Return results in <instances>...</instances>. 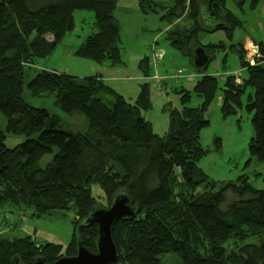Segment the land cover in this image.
Segmentation results:
<instances>
[{
	"label": "trees",
	"instance_id": "trees-1",
	"mask_svg": "<svg viewBox=\"0 0 264 264\" xmlns=\"http://www.w3.org/2000/svg\"><path fill=\"white\" fill-rule=\"evenodd\" d=\"M116 3L0 0V212L27 210L36 219L57 210L71 209L74 214L65 252L59 245L38 244L28 236L2 237L0 264H12L15 259L33 264L36 257L51 264L62 256H73L75 230L98 207L97 197L119 192L130 196L138 211L131 220L114 225L117 259L111 264H264V190L255 189L241 175L214 196L197 191L207 178L196 164L207 153L199 132L208 126L203 112L216 90L217 77L203 72L194 86L205 100L201 107L187 108L189 94L184 93L181 108L167 110L168 127L161 137L142 116L150 106L146 85L131 104L97 74L84 78L53 71L27 74L26 66L50 57L72 31L75 11L91 12L93 21L73 54L97 64L119 65L122 40L114 16ZM137 6L142 14L164 11L160 20L169 25L165 40L192 64L198 47L213 58L216 45L197 42L199 31H209L201 22L200 0H170L168 6L137 0ZM226 16L230 32L238 20L229 11ZM253 48L252 62L242 59L240 84L234 74L221 80V110L223 115L234 114L249 89L245 100L253 130L247 144L249 162L260 163L264 176V46L260 42ZM193 67L197 72L204 70ZM24 87L33 98L52 99L64 114L81 115L82 129H64L46 108L24 101ZM104 94L112 96V101L101 97ZM6 133L24 139L8 147ZM45 155L49 161L39 166ZM77 233L82 244L95 252V225L82 226Z\"/></svg>",
	"mask_w": 264,
	"mask_h": 264
},
{
	"label": "rangeland",
	"instance_id": "rangeland-1",
	"mask_svg": "<svg viewBox=\"0 0 264 264\" xmlns=\"http://www.w3.org/2000/svg\"><path fill=\"white\" fill-rule=\"evenodd\" d=\"M128 1V2H127ZM164 3L165 0H152ZM165 1V2H161ZM239 0H236V2ZM118 5H127L131 9V2L137 0H117ZM117 6V3H116ZM168 6V5H165ZM231 14L238 20L230 32L216 30L213 32L199 31L197 42L199 45L213 47V58L209 59L206 66L202 67L205 73L217 77V87L210 100L205 105L203 117L208 121V126L199 132V141L202 149L207 151L197 160V166L206 175V180L198 187L199 193L214 196L225 185L244 175L250 184L258 190H264L263 167L255 159L249 162L247 144L253 135L251 113L246 110L245 100L249 89L242 96V106L234 114L223 115L221 110V80L225 76L221 72L227 71L234 74L240 81L243 76V61L252 62L251 48L264 41V0H242L240 6L227 0L224 3ZM116 10V11H115ZM115 12L118 9L115 7ZM117 21L120 25L122 45L120 49L121 63L111 67L109 63L100 64L77 57L73 54L81 39L89 33V24L93 21V14L89 11H75L73 14L74 28L68 32L55 48L52 55L39 60L36 64L26 66V72L34 75L37 72H57L84 78L99 75L103 82L120 94L125 100L133 104L141 86L147 87L149 109L142 112L152 130L159 136H164L167 131L169 116L168 109H180L184 93H188L187 108L201 107L204 98L194 92L196 79H175L173 76L178 70L183 74L194 73L192 61L165 40L169 25L161 21L157 15L142 14L134 20L129 10L120 12ZM115 16V15H114ZM166 26L165 31L163 26ZM230 45H235L237 50L231 51ZM252 46V47H251ZM194 49V46H192ZM207 53V52H206ZM161 55V62L154 68L151 61L155 56ZM140 63L144 65L140 66ZM197 68V67H196ZM202 68H199L200 71ZM194 71V72H193ZM159 76V84L152 79ZM236 82V78H235ZM240 84V83H239ZM237 84V85H239ZM106 101H112V96L101 95ZM22 98L34 107H44L59 120L64 129L78 132L84 125V119L79 114H64L52 99L33 98L27 88H23ZM0 114V124H2ZM24 138L6 133L5 143L8 147L20 143ZM50 156L42 157L38 165L44 166ZM96 197L98 188H92ZM111 197L99 198L96 203L100 208H107ZM0 238L7 239L30 237L38 244L52 243L61 246L62 252L72 238L73 211L57 210L50 217L36 219L30 212L20 211L9 213L8 210L0 212ZM168 257H164L167 260Z\"/></svg>",
	"mask_w": 264,
	"mask_h": 264
},
{
	"label": "water",
	"instance_id": "water-1",
	"mask_svg": "<svg viewBox=\"0 0 264 264\" xmlns=\"http://www.w3.org/2000/svg\"><path fill=\"white\" fill-rule=\"evenodd\" d=\"M201 22L208 32L214 30H227L224 0H200ZM254 51L256 50L253 48ZM209 56L203 48L198 47L193 52V65L197 68L206 66ZM133 201L126 193H116L112 196L107 208H92L87 216L76 228L75 254L62 256L51 264H111L117 259V250L113 243L112 231L118 221L131 220L137 213ZM95 225L96 240L95 252L85 247L79 236L78 228ZM12 264H20L16 259ZM33 264H47L41 257H36Z\"/></svg>",
	"mask_w": 264,
	"mask_h": 264
},
{
	"label": "crops",
	"instance_id": "crops-1",
	"mask_svg": "<svg viewBox=\"0 0 264 264\" xmlns=\"http://www.w3.org/2000/svg\"><path fill=\"white\" fill-rule=\"evenodd\" d=\"M165 1H168V2H165ZM165 1H161V2H165V3H167V4H164V3H162V4H164V5H168V4H170V0H165ZM128 2V1H127ZM132 4H131V9L129 8V7H127V5H124V7L123 6H121V5H118V2H117V6H116V9H118V13H116L115 11H114V15H115V17H116V19H118V16L121 14L120 12L121 11H123V10H129L130 11V14H131V17L134 19V20H136V19H138V18H140V17H144L143 15H142V13L139 11V9H138V6H137V4L135 3V2H131ZM234 4V3H233ZM224 9H225V11L227 12V11H229L227 8H225V6H224ZM230 12V11H229ZM231 13V12H230ZM164 14V11H159L157 14H155V15H157L158 16V18L160 19V16L161 15H163ZM227 20H228V18H226V23H227ZM119 22V21H118ZM120 24V23H119ZM165 29H166V26H165V24H164V26H163V30L165 31ZM224 30V29H223ZM214 31H216V30H214ZM226 31V30H225ZM211 32H213V31H211ZM121 40H122V37H121ZM81 42V41H80ZM122 45V44H121ZM159 55V54H158ZM159 56H161V55H159ZM155 58V57H154ZM159 62H161V58H160V60H158L156 63H158L159 64ZM151 63H152V61H151ZM153 64V63H152ZM144 66V65H143ZM154 66V65H153ZM158 67V66H157ZM194 72V71H193ZM203 72H204V74L205 75H210V74H207V73H205V71L203 70V71H201V72H197V71H195L194 73H186V74H183L182 72H180V70H178L177 72H176V74L173 76L175 79H178V78H185V79H188V80H193V79H196V80H199V79H201V77H203L204 76V74H203ZM229 74H231V73H229V72H227L226 70L225 71H223V72H221V75H223V76H226V75H229ZM177 76V77H176ZM222 82V81H221Z\"/></svg>",
	"mask_w": 264,
	"mask_h": 264
},
{
	"label": "built area",
	"instance_id": "built-area-1",
	"mask_svg": "<svg viewBox=\"0 0 264 264\" xmlns=\"http://www.w3.org/2000/svg\"><path fill=\"white\" fill-rule=\"evenodd\" d=\"M263 46H264V41H263ZM160 58H161V56H155V58H153V60H152V63H153V65H154V68H157V66H158V63H156L158 60H160ZM177 77V76H176ZM152 79L153 80H155V82L157 83V81H159V76L157 77L156 75H154L153 77H152ZM240 83V81H239V79L236 77V84H239Z\"/></svg>",
	"mask_w": 264,
	"mask_h": 264
},
{
	"label": "flooded vegetation",
	"instance_id": "flooded-vegetation-1",
	"mask_svg": "<svg viewBox=\"0 0 264 264\" xmlns=\"http://www.w3.org/2000/svg\"><path fill=\"white\" fill-rule=\"evenodd\" d=\"M229 18V17H228Z\"/></svg>",
	"mask_w": 264,
	"mask_h": 264
}]
</instances>
